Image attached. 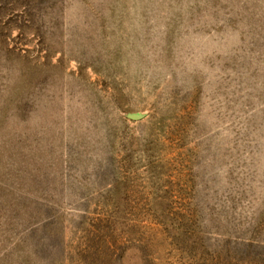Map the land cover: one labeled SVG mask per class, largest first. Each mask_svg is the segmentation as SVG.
<instances>
[{"label":"rangeland","instance_id":"obj_1","mask_svg":"<svg viewBox=\"0 0 264 264\" xmlns=\"http://www.w3.org/2000/svg\"><path fill=\"white\" fill-rule=\"evenodd\" d=\"M0 264H264V0H0Z\"/></svg>","mask_w":264,"mask_h":264}]
</instances>
